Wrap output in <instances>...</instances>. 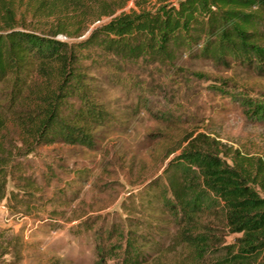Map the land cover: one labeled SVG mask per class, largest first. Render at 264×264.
I'll use <instances>...</instances> for the list:
<instances>
[{"label":"trees","instance_id":"16d2710c","mask_svg":"<svg viewBox=\"0 0 264 264\" xmlns=\"http://www.w3.org/2000/svg\"><path fill=\"white\" fill-rule=\"evenodd\" d=\"M130 2L135 8L124 11ZM21 4L34 17L47 15L60 24L48 32L32 29L13 1L0 0V205L11 210L17 194L7 193L8 182L33 185L27 164L17 158L39 146L94 148L100 134L116 123L92 73L120 64L176 67L201 59L264 76V0ZM90 17L111 19L83 30ZM60 35L69 40L57 39ZM242 105L250 119L264 122V103ZM10 124L19 130L21 145L8 141ZM136 200L124 218L96 230L93 264H264L263 157L205 133L192 135ZM85 225L92 231L96 222ZM8 231L0 229V264H21L20 241ZM226 233L237 238L223 244ZM52 264L83 263L59 259Z\"/></svg>","mask_w":264,"mask_h":264},{"label":"rangeland","instance_id":"374dc122","mask_svg":"<svg viewBox=\"0 0 264 264\" xmlns=\"http://www.w3.org/2000/svg\"><path fill=\"white\" fill-rule=\"evenodd\" d=\"M10 1L32 29L48 32L60 24L47 15L34 17L22 0ZM133 8L130 2L124 11ZM92 18L83 30L111 19ZM65 19L72 22V17ZM57 39L69 40L63 35ZM91 76L116 123L100 134L94 148L39 146L34 154L17 158L27 164L25 174L33 185L24 187L19 179L8 182L7 193L13 191L17 198L11 202L13 210L0 205V229L18 237L21 264H52L59 259L93 264L96 230L124 218L142 188L162 176L192 135L205 133L242 153L264 158V122L250 119L242 105L247 100L264 103V76L255 70L187 59L176 67L120 64ZM5 135L21 145L13 124ZM85 222H96L94 230H85ZM172 230L174 234L176 228ZM236 238L221 236L223 244Z\"/></svg>","mask_w":264,"mask_h":264}]
</instances>
